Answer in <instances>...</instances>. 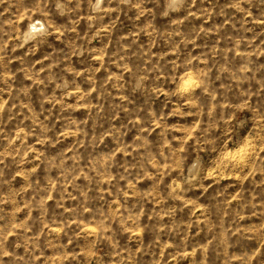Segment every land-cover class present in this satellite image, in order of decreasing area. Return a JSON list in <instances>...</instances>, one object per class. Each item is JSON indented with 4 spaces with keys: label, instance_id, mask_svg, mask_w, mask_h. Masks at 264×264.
<instances>
[{
    "label": "rangeland",
    "instance_id": "obj_1",
    "mask_svg": "<svg viewBox=\"0 0 264 264\" xmlns=\"http://www.w3.org/2000/svg\"><path fill=\"white\" fill-rule=\"evenodd\" d=\"M0 264H264V0H0Z\"/></svg>",
    "mask_w": 264,
    "mask_h": 264
}]
</instances>
